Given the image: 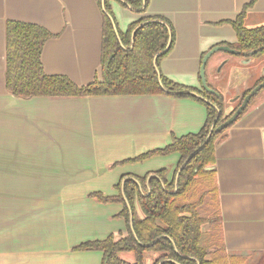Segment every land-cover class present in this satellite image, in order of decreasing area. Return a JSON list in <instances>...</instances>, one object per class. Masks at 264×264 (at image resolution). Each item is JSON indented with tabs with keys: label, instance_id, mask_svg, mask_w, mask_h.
I'll list each match as a JSON object with an SVG mask.
<instances>
[{
	"label": "crops",
	"instance_id": "crops-1",
	"mask_svg": "<svg viewBox=\"0 0 264 264\" xmlns=\"http://www.w3.org/2000/svg\"><path fill=\"white\" fill-rule=\"evenodd\" d=\"M109 4L120 32L142 17L165 18L173 44L159 72L198 90L202 56L214 46L236 43L232 22L240 12L246 29L264 26V0H148L141 13L113 0ZM102 12L96 0H0V264H101L102 252L73 248L110 235L124 237L123 207L89 195L113 196L125 180L140 191L137 178L145 176L148 190V179L159 180L153 174L159 170L170 182L179 153L121 162L164 148L172 136L197 133L204 124L205 107L187 97L19 98L6 90V21L45 28L51 36L40 54L44 73L85 86L100 78ZM219 55L227 70L213 78V88L225 101L264 77V54L249 57L252 71L239 77V85L232 83V73L246 59ZM221 136L212 169L224 250L264 254V88ZM25 192L48 197L26 199Z\"/></svg>",
	"mask_w": 264,
	"mask_h": 264
},
{
	"label": "trees",
	"instance_id": "trees-1",
	"mask_svg": "<svg viewBox=\"0 0 264 264\" xmlns=\"http://www.w3.org/2000/svg\"><path fill=\"white\" fill-rule=\"evenodd\" d=\"M96 1L103 8L100 78H95L85 86H77L66 76L45 74L40 54L51 34L41 26L10 20L4 26L6 90L19 98L169 94L199 102L206 109V118L197 133L172 136L170 144L164 148L122 161L121 163L139 162L152 155L175 152L180 155L176 173L188 156L199 148L170 182L166 180V171L159 170L153 173L159 180L155 177L148 179V190L145 176L137 178L140 191L135 182L125 180L122 190L120 185L116 186L117 195L91 193L90 197L102 203L122 204L119 217L125 221L127 234L117 240L110 235L104 240L87 241L73 249L102 252L101 264H144L145 252L158 253L153 264L161 261H164L162 264H246L247 254L225 252L220 232L218 196L212 166L216 144L226 128L217 133L212 132L207 142L205 139L215 120L217 109L220 110V115L216 125L232 115L251 89L242 92L235 107L224 114V99L219 93L212 94L202 88L198 90L173 82L160 72L157 75L160 61L173 44L171 25L165 18L142 17L128 24L124 32H120L109 4L112 0ZM113 1L140 13L145 11L148 4V0ZM243 19L244 11L232 22L237 41L228 46L240 54L264 46V26L246 29ZM261 54H264V48L253 56ZM155 55L157 57L154 60ZM263 80L264 77L256 84ZM207 86L212 88L208 84ZM259 91L251 97L235 121L244 115ZM136 203L142 217L136 213ZM129 209L132 213V228ZM119 252H132L134 262L122 260L118 257Z\"/></svg>",
	"mask_w": 264,
	"mask_h": 264
},
{
	"label": "rangeland",
	"instance_id": "rangeland-1",
	"mask_svg": "<svg viewBox=\"0 0 264 264\" xmlns=\"http://www.w3.org/2000/svg\"><path fill=\"white\" fill-rule=\"evenodd\" d=\"M224 53L225 52L217 51L212 56H210V58L208 59V61L206 63L205 79H206V83L212 87L215 84L214 82L219 80L221 77H223L226 70H227V66H224L222 64L223 60H221L219 62L217 61V57L220 56L219 54H224ZM261 55H258V56H261ZM258 56H257V58H259ZM214 64H215V66H214ZM209 70H210V72H209ZM251 71H252V68H251V65L248 61L245 63H240V65L237 66L233 70L232 75L236 76V77L234 80H232V83H234V85H239L240 84V80H238L239 77L245 76L248 73H251ZM214 77H216L214 79L215 81L213 80ZM223 86L225 87L226 85H223ZM234 97H236V96H232V97L230 96V97H228V100H226V101L224 100V114H228L235 107V105L239 102L240 96L238 97V99L237 98L233 99ZM0 171H1V168H0ZM2 193H4V192L0 191V197H1ZM17 193H19V192H17ZM117 193L115 195H117ZM14 195H19V194H16V192H14ZM24 197L26 199H32V198H36V197L47 198L48 192H25ZM135 209H136L138 215H140V216L143 215L141 210L139 209V206L137 203L135 204ZM126 234H127V232H126ZM157 256H158V253H156V252H145L144 256H143L144 264H152ZM118 257H120L122 260L129 262V263H133L134 259H135V256L132 252H119ZM246 264H264V254L248 255Z\"/></svg>",
	"mask_w": 264,
	"mask_h": 264
},
{
	"label": "water",
	"instance_id": "water-1",
	"mask_svg": "<svg viewBox=\"0 0 264 264\" xmlns=\"http://www.w3.org/2000/svg\"><path fill=\"white\" fill-rule=\"evenodd\" d=\"M143 8V6H142ZM141 8V9H142ZM135 31V30H134ZM133 35V34H132ZM167 48V46H166ZM166 48L161 52L163 53ZM264 48L263 47H260L256 50H253V51H250V52H244V53H241L238 52V51H235L233 49H231L230 47H228L227 45H217V46H214L212 48H210L201 58V62H200V67H199V78H200V83H201V88L209 93H212V94H216V92L209 88L207 86V83H206V79H205V67H206V63L208 61V59L210 58V56H212L214 53H216L217 51H222V52H225L227 54H230V55H237V56H242L246 59V61H248L249 57L253 56L255 53H257L258 51H261L262 49ZM158 55V54H157ZM157 55H155L154 57V60L155 58L157 57ZM223 65L225 64V61H223L222 63ZM222 65V66H223ZM156 73L157 75L159 74V71L156 70ZM262 88H264V80L261 81L260 83H258L257 85H255L249 92L247 95H245L242 100H241V103L239 104V106L235 109V111L232 113V115L227 118L225 121L221 122L220 124L216 125V121L217 119L219 118V115H220V110L217 109V114H216V117H215V120L213 121V123L211 124L210 126V129L208 131V134L206 136V139H205V142H207L212 134L213 133H217V132H220L221 130L229 127L231 124L234 123V121L236 120V118L242 113V111L245 109L246 105L248 104V102L250 101L251 97H253L259 90H261ZM239 96H236L234 97L233 99H238ZM199 149V148H198ZM195 150L196 151H198ZM193 152V153H195ZM193 153L188 156V158L184 161V163L180 166V168L178 169V171L176 172V175L175 177H177L179 171L182 169L183 165L187 162V160L193 155ZM207 169H210V168H207ZM125 202H126V205L127 207L129 208V205L126 201V199L124 198ZM129 222H130V226L132 228V213L129 209ZM133 230V229H132ZM133 232V231H132ZM133 236L135 237V234L133 233ZM164 261H161L159 262L158 264H162ZM175 264V263H174Z\"/></svg>",
	"mask_w": 264,
	"mask_h": 264
},
{
	"label": "flooded vegetation",
	"instance_id": "flooded-vegetation-1",
	"mask_svg": "<svg viewBox=\"0 0 264 264\" xmlns=\"http://www.w3.org/2000/svg\"><path fill=\"white\" fill-rule=\"evenodd\" d=\"M242 57V56H241ZM211 89H213L215 92H216V94L218 93L213 87L211 88ZM241 94H238V95H235V96H240Z\"/></svg>",
	"mask_w": 264,
	"mask_h": 264
}]
</instances>
